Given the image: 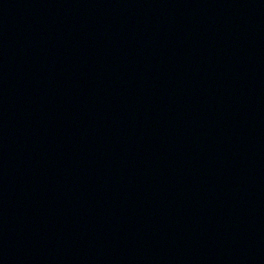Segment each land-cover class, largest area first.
Masks as SVG:
<instances>
[{"label": "water", "instance_id": "1", "mask_svg": "<svg viewBox=\"0 0 264 264\" xmlns=\"http://www.w3.org/2000/svg\"><path fill=\"white\" fill-rule=\"evenodd\" d=\"M0 264H264V0H0Z\"/></svg>", "mask_w": 264, "mask_h": 264}]
</instances>
